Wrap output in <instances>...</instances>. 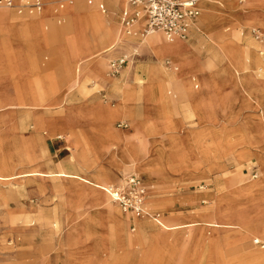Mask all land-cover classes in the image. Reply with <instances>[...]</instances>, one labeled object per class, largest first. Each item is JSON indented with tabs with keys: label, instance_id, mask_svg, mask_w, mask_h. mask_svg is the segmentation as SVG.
<instances>
[{
	"label": "rangeland",
	"instance_id": "rangeland-1",
	"mask_svg": "<svg viewBox=\"0 0 264 264\" xmlns=\"http://www.w3.org/2000/svg\"><path fill=\"white\" fill-rule=\"evenodd\" d=\"M43 1V11L36 14L8 8L10 24L0 23V57H4L0 58V93L12 95L20 83L31 84L43 103L39 107L0 106V164L8 165L4 173L36 166L56 170L43 141L49 128L62 135L58 138L61 140L69 126L83 118L97 123L104 110L120 103L130 108H151L159 103L161 113L143 115L137 131L129 119L118 117L105 132L104 146L79 137L73 149L62 152L64 162L74 154L72 166L91 177L97 175L99 167H105L106 178L101 181L105 185L137 176L146 189L150 216L132 217L122 212L102 191L106 205L114 211L105 213V205H97L90 195L65 192L60 177L4 180L0 182V264H89L86 260L90 245L97 240L110 244V262L105 261L103 253L95 264H264V233L253 227L264 224V0H211L219 11L222 5H230L240 20L219 27L222 36H214L213 29L201 19L200 8L198 35L178 39L192 45L205 61L202 70L206 74H215L211 80L219 90L215 95L208 94V104L183 96L179 80L186 77L194 82L190 71L168 56L158 57L146 42L149 37L125 34L113 17L118 13L115 9L105 18L95 4L85 0H73L71 4L66 0ZM54 1L56 13L50 6ZM59 3L65 4L63 9H59ZM76 3L84 10H95L120 32L119 45L107 52L99 64L86 58L90 51L85 43L88 31L74 22L77 17L70 10ZM32 23L38 24L37 33H26L23 25ZM253 30L263 37L256 38ZM231 45L239 50L235 60H230L225 51ZM249 50L258 56L257 61L247 54ZM1 51L6 53L2 55ZM122 57L128 60L127 68L119 74L122 79H118L119 75L104 77L102 71L107 72L108 62ZM152 59L159 63L166 79L157 84V91L149 92L143 80ZM169 59L172 66H178L177 70L165 66ZM233 62L238 65L233 66ZM65 65L70 69L68 81L74 80L75 85L69 93L70 109L61 115L60 104L54 103L61 100L68 82ZM133 68H138L136 85L143 87L139 93L133 85L128 86ZM201 74L205 73L200 70L197 75ZM15 80L17 86L7 82ZM235 86L233 97L228 93ZM56 87H60L57 95ZM152 96L156 100H150ZM234 98L237 100L232 114ZM1 102L0 99V105ZM85 109L90 110L89 116L83 115ZM213 114L217 120L210 119ZM225 118L228 127L222 130ZM60 121L65 123L60 125ZM119 122H126L127 127H118ZM21 134L30 137L21 138ZM237 152L242 156H235ZM131 158L136 162L139 159V163L132 166ZM158 220L166 224H200L162 233ZM117 221L131 238L137 234L136 225L141 231L120 252L115 248L117 242L122 250L115 231ZM208 221L222 225L203 223ZM81 223L88 225L84 234L69 238L70 228ZM197 227L203 228L202 241L197 239ZM65 248L69 249V262Z\"/></svg>",
	"mask_w": 264,
	"mask_h": 264
},
{
	"label": "crops",
	"instance_id": "crops-1",
	"mask_svg": "<svg viewBox=\"0 0 264 264\" xmlns=\"http://www.w3.org/2000/svg\"><path fill=\"white\" fill-rule=\"evenodd\" d=\"M16 2H19L20 0H15ZM68 1L69 4H71L73 2V0H66ZM43 3V8H44V1L42 0ZM56 1L52 2L50 4L51 10L56 13L57 11V7H56ZM98 3H103L107 9V13L106 14H102L104 15V17H110L111 16V9H115L118 13L117 15H114V19L116 20L117 24H119L118 18H119V14L121 12L122 9H124L127 6L126 1L124 2L123 0H100L99 2L96 3L95 0H93V5L95 4L96 6L98 5ZM215 1H211V0H201L199 3V8L202 9V13H201V19L206 23L207 27L210 28L211 30L213 29V35L217 36V35H221L222 32L219 33V27H225V25L228 24H232L234 22L239 21L240 17H238L237 13L235 11H233L230 7V5L228 6H224L222 5V9H220V11L218 10V7L215 5ZM65 5V4H64ZM124 8H121L123 7ZM230 6V7H229ZM98 8V7H97ZM14 10V9H13ZM70 10L72 12H74V16H76L77 18L74 19V22H79L82 25H84L88 31V37L87 39H85V43L87 45V47L90 49V51L87 53L86 58L87 59H95V64H99L101 62H103V57L104 55L113 50V48H115L116 46L119 45V40H120V32L119 30H115L112 27H110L105 21H103V18L101 17V15H99L95 10H91V9H82L81 5L79 3H76L75 5L70 7ZM8 8H0V23L7 25L10 24V17H8ZM43 9L40 11L42 12ZM215 12H219L218 16L215 15ZM116 13V12H115ZM198 19L199 16L196 20V23L194 24V26L191 28L190 31V36L188 38H194L195 36L198 35V33L200 32L199 29V25H198ZM120 25V24H119ZM143 25H141L139 23V20L135 26V30L137 32H140L141 28ZM25 32L29 33V34H33V33H37L35 31V29H38V24H31V25H23ZM121 27V26H120ZM223 29V28H222ZM122 30V28H121ZM261 33V32H260ZM262 34V33H261ZM138 36H140L139 33H137ZM134 35V36H137ZM162 35V34H161ZM161 35H148L145 36L147 39V43L152 47V49L154 50L155 54L160 57V56H168L170 57L175 64L179 65L180 67L184 64V69L187 70V72L190 73L192 81L191 82L188 78H184L182 81L179 80V83L183 84V88H184V93L183 96L185 98L191 99L193 101L198 102V103H202V104H208V94L210 93L211 95H215V93L218 92V87L215 84L214 80L212 79V76L215 74H206L205 70H202V66H206L205 65V61L200 59L199 55L197 54V52L194 50L192 45H189L185 42H181L178 40V38L173 39L171 41L167 40L163 35V38ZM222 36V35H221ZM143 37V36H140ZM144 37V38H145ZM109 41L107 44H105L104 46H99L101 43ZM84 42V41H83ZM96 50V51H95ZM118 50V49H117ZM227 53V56L230 60H235L237 59L238 55H239V50L235 49L234 46H228L227 50H225ZM2 55L4 53H6V51H1ZM247 54L252 57L254 60H258V56L254 53L253 50H249L247 52ZM0 58H4V57H0ZM153 60V59H152ZM170 64L167 65L166 61H165V66L167 68L169 67H173L174 70H177L178 66H172V62L169 60H167ZM84 62V61H83ZM109 63V62H108ZM233 66L238 65L237 63H232ZM127 68V64L125 65V67L123 68L126 69ZM138 69V68H136ZM133 68V71H131L129 74V83H131L128 86H134V90L136 92L139 93L138 89H143L142 86L138 87V85H136V77H137V73L138 70H136ZM108 70V67H107ZM201 73L204 72L205 74H201V75H197L198 72ZM261 70V69H259ZM69 67H67L66 65L64 66V73H65V81H68L70 79L69 74ZM146 71H147V75L145 80H143L144 82V89L146 91L149 92H154L157 91L159 88V86L157 84L159 83H165V79L166 76L162 73L161 68L159 67V63L155 62L153 60V62L148 63L146 66ZM103 76H108V73L102 71ZM196 76L198 77V81L196 80ZM172 77V76H171ZM118 79H122V75L118 76ZM10 85H15L17 86V81H7ZM7 83V84H8ZM24 83V82H22ZM181 84V85H182ZM75 85V81L71 80L66 82V88L62 90V94H61V100L57 101L54 103V105L60 104L59 106V114L62 115V113H65L64 111L69 110V105H70V97H69V93L71 90V87ZM1 90H5L4 88ZM57 90V91H56ZM60 87L59 88H55L54 92L57 95V92L59 93ZM231 92H229L228 94L233 95V97L236 96L235 92H236V86L233 87L231 90ZM253 91V90H250ZM3 93V91H1ZM5 92V91H4ZM215 92V93H214ZM254 92V91H253ZM0 93V99H1V105L0 106H18V105H22V106H32V107H39L41 105H43V103H41L40 101V97H38L34 91V89L32 88L31 84H29L28 86H25L24 84H19L18 87L15 88V91L12 95H4ZM159 94V93H157ZM227 94V95H228ZM4 95V96H3ZM54 94V96H56ZM150 100H156L155 96H152V98ZM237 98L233 99V105H232V114L235 111L236 108V101ZM231 102V101H230ZM161 106H159V103H155L152 105L151 108H143V107H126L125 104L120 103L118 106H114L113 108H107L106 111L104 110L101 113V116L98 118V122L97 123H93V122H88L89 120L86 119H81V121H79L78 123L73 124L74 126H69L67 129H65L64 131L66 132L65 134V138L58 140V138H61L62 135H58L55 134L54 128L52 127L51 129H47L49 130L48 132H46V136H44L43 141H45V145L46 148L48 149L51 157L53 158V166H55L56 170L53 171H47V170H43L40 169L39 166H36L34 168H30V169H24L21 172L18 173H13L12 174H5L4 171H6V169L8 168V165H4L3 163L0 164V182L4 181V180H10L13 178H17V177H33V176H41V177H60L63 182V190L67 193H69L70 195H90L91 198L94 200L95 203H97V205H105L104 210L105 213L112 211L110 208H108V206L105 203V200L103 198V194L102 191H99L98 189H95L90 182L91 181H95V182H100V181H104L106 178L105 175V167H99L97 170V175H92L89 176L87 175L85 172H83V170L81 169H76L72 166V163L75 156L74 154L72 155V157L67 161L64 162L62 160V152H66L69 151L71 149H73V144H74V140H77L79 137L82 140H95L98 141L100 144H104V142L106 143L107 141V137H106V131L109 128L111 121L114 120L115 118L118 117H122L124 119H129L131 124L133 125V130L137 131L138 127H140V123L144 120L143 119V115H147V114H159L161 113ZM89 109H85V112L83 110V115H88L91 114V112L89 113ZM161 115V114H160ZM60 116V115H59ZM61 117V116H60ZM84 117V116H82ZM217 116H215V114H213V116L210 117V119H216L217 120ZM229 118V117H228ZM227 118V119H228ZM227 119H223V126H222V130H224L226 127H228L227 125ZM230 119V118H229ZM148 119H145V121H147ZM60 125L64 124V121H60L59 122ZM75 127V128H74ZM59 129L63 130V128H61V126H58ZM226 131V130H225ZM225 131H223V133H225ZM101 132V133H100ZM69 133H71L72 137H70L71 135H69ZM112 133V132H111ZM55 135H57V137H55ZM114 136H119L118 133H116ZM27 137L29 138L30 135L28 134H21V138H25L27 139ZM230 138V136H229ZM99 144V145H100ZM105 145V144H104ZM103 145V146H104ZM101 146V145H100ZM218 147V146H217ZM217 151V149H216ZM70 154V153H69ZM241 153L237 152L235 154V156H240ZM242 156V155H241ZM136 158H131L130 159V164H132V166L136 165L139 163V159H138V163L136 162ZM141 161V160H140ZM143 170V173L149 172V171H145ZM156 170H154L153 172H155ZM62 174V175H61ZM135 176V175H132ZM137 177V176H136ZM120 184V183H119ZM109 185H116V184H106L105 186H109ZM95 190V191H94ZM105 193V192H104ZM93 195V196H92ZM101 200V202H100ZM100 202V203H99ZM103 210V211H104ZM114 211H112L113 213ZM190 223V224H189ZM189 223H185V222H180V223H175V224H166L161 220H158V225H160V229L162 233H166V231H171V230H177V229H182L184 227H188L191 225H199L200 222H189ZM202 223V222H201ZM204 224L207 223V226H221L222 223H215V222H203ZM53 226L58 227L57 223L53 222L51 223ZM233 224H229V226H231ZM137 227V234H135V237L139 234L138 232L141 233L140 231V227L139 225H136ZM88 227V225L86 223H81L80 225L70 228L69 232H68V236L69 238H77L79 236V234H84L83 229L85 230V228ZM254 230L256 232H263L264 233V224L263 223H259L253 226ZM203 228L201 227H197L195 229L196 235H197V239H199L200 241H202L203 238ZM116 234H117V240L120 239L121 240V247L122 250L124 251L125 246L130 245V243L133 242L134 238H131L126 231L124 229L123 224L121 223V221H117L116 223ZM238 240H241L242 237H237ZM253 239H259L258 236H254ZM115 248H117V242L115 243ZM90 249H89V255L87 256V262L89 264H95L96 262H99L102 258H103V253H106L105 256V261L110 262V260L107 258V255L110 251V244H103V242H101L100 240L94 241L91 245H90ZM94 247L97 248V251L94 252L93 249ZM67 253H68V262H69V249H66ZM117 250V249H116ZM98 252H100V254H98ZM95 255V256H94ZM94 256V258H93ZM89 257V259H88ZM111 257H113V255H111ZM93 258V260H92ZM110 258V257H109ZM90 261V262H89Z\"/></svg>",
	"mask_w": 264,
	"mask_h": 264
},
{
	"label": "built area",
	"instance_id": "built-area-1",
	"mask_svg": "<svg viewBox=\"0 0 264 264\" xmlns=\"http://www.w3.org/2000/svg\"><path fill=\"white\" fill-rule=\"evenodd\" d=\"M87 4H93V0H85ZM200 0H126L127 6L119 14V24L127 35L148 36L153 33H161L167 40L187 39L191 28L199 16ZM59 9L64 8V3L58 4ZM98 10L106 14L107 9L103 3H98ZM0 8L14 9L17 13L36 14L43 8L40 0H0ZM145 14V22L137 32L135 26L140 14ZM256 38L263 35L259 31H252ZM126 57L112 59L108 63V76H118L127 62ZM166 64L170 63L166 61ZM118 127H127L126 122H119ZM109 195L112 202L117 204L122 212L132 217L150 216L146 206V189L136 176H128L125 181L116 185L102 188Z\"/></svg>",
	"mask_w": 264,
	"mask_h": 264
},
{
	"label": "bare ground",
	"instance_id": "bare-ground-1",
	"mask_svg": "<svg viewBox=\"0 0 264 264\" xmlns=\"http://www.w3.org/2000/svg\"><path fill=\"white\" fill-rule=\"evenodd\" d=\"M201 1V0H200ZM200 3V2H199ZM199 5V4H198ZM200 9V8H199ZM144 22H145V14L143 13V14H140V18H139V23L141 24V25H143L144 24ZM158 33V32H157ZM157 33H153V34H150V35H156ZM96 51V50H95ZM62 175V174H61ZM1 176V175H0ZM13 176H14V174H13ZM89 183H91L92 185H94L93 187L95 188V189H98L99 191H103L102 190V188L103 187H105V184H103L101 181L100 182H95V181H91L90 180V182ZM104 192V191H103ZM195 226V225H194ZM208 226H210V225H208ZM117 248H119L118 250H119V252L121 251V249H120V247L119 246H117Z\"/></svg>",
	"mask_w": 264,
	"mask_h": 264
}]
</instances>
